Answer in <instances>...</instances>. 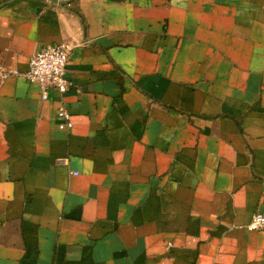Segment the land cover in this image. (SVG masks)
<instances>
[{
    "label": "crops",
    "instance_id": "1",
    "mask_svg": "<svg viewBox=\"0 0 264 264\" xmlns=\"http://www.w3.org/2000/svg\"><path fill=\"white\" fill-rule=\"evenodd\" d=\"M61 41L0 79V264H264V0H0L6 67Z\"/></svg>",
    "mask_w": 264,
    "mask_h": 264
},
{
    "label": "built area",
    "instance_id": "2",
    "mask_svg": "<svg viewBox=\"0 0 264 264\" xmlns=\"http://www.w3.org/2000/svg\"><path fill=\"white\" fill-rule=\"evenodd\" d=\"M70 47V44L66 41L40 47L29 57L28 68L25 71L8 68L0 62V79L18 76L34 81L40 87L42 99L48 97L50 89H55L59 94H63L70 86V82L66 77ZM56 115L60 128L71 127L70 113L63 103L59 104ZM243 227L247 230L264 229V214L254 212ZM170 245L171 242H167V247Z\"/></svg>",
    "mask_w": 264,
    "mask_h": 264
}]
</instances>
